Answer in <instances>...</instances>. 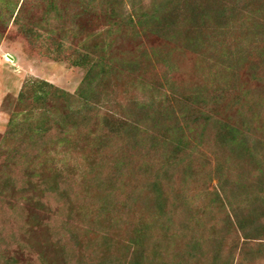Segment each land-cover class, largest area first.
I'll list each match as a JSON object with an SVG mask.
<instances>
[{
	"label": "rangeland",
	"instance_id": "374dc122",
	"mask_svg": "<svg viewBox=\"0 0 264 264\" xmlns=\"http://www.w3.org/2000/svg\"><path fill=\"white\" fill-rule=\"evenodd\" d=\"M211 2L236 7L218 32L213 13L200 23L189 10ZM104 8L119 17L92 14ZM171 9L181 12L175 36L150 33L148 16ZM263 18L262 0H0V264H264V233L249 244L233 230L217 261L206 243L226 214L213 200L216 177H233L231 188L245 172L236 193L252 201L255 170H264V48L249 34L258 22L264 35ZM33 81L50 87H41L44 104L32 98ZM64 102L84 108L79 122H58ZM139 104L148 123L157 111L179 120L191 153L178 166L162 158L172 148H150L148 124L132 140L103 143V124ZM194 111L239 132L244 160L219 166L229 148L188 122ZM186 168L196 183L178 177ZM208 174L216 177L205 185Z\"/></svg>",
	"mask_w": 264,
	"mask_h": 264
},
{
	"label": "trees",
	"instance_id": "16d2710c",
	"mask_svg": "<svg viewBox=\"0 0 264 264\" xmlns=\"http://www.w3.org/2000/svg\"><path fill=\"white\" fill-rule=\"evenodd\" d=\"M261 1V0H257ZM105 1H103L104 3ZM262 3L264 4V0H262ZM231 7V6H230ZM226 7V8H217L213 2L209 5H202L200 8L199 6H193L190 7L189 10L192 11L193 16L197 15L198 20L200 23H205L208 22L210 23L211 21L208 18V13H213L214 14V21L215 28L217 30H222L224 29V26L230 22V19L232 18V13L235 12V6L232 8ZM188 10V11H189ZM194 10L196 12H194ZM235 10V11H234ZM109 12V13H107ZM97 14H92L98 18V20H114L115 18L119 17L117 13H114V10H108L105 9L100 11L98 10L96 12ZM179 12L176 9H171L168 12H156L154 15L148 16L147 20L148 22L154 21L156 24L153 26L152 25V30L150 29V33L156 35L159 38L168 40L169 37H174L175 34H173V30L175 28V20L178 22L180 21L176 16H179ZM144 19V18H143ZM204 19V21H203ZM264 19V18H263ZM209 20V21H208ZM213 21V22H214ZM258 23V22H257ZM257 23L253 22L252 28L250 30V36L253 37V45L256 46L257 48H264V35L261 34V32H257L255 29L257 27ZM243 26V24L239 25ZM245 28V26H243ZM172 33V34H171ZM240 36L241 39H243L244 35H248L247 29H241L240 30ZM170 36H166L169 35ZM173 35V36H172ZM255 43V44H254ZM263 45V47H262ZM95 66L98 68L102 67L105 69V66L102 63H93ZM76 66L80 64H75ZM130 65V64H129ZM135 65V64H134ZM103 69V71H104ZM134 70H132L133 72ZM32 85H36L34 87L33 93H32V98L36 99L37 103H42L44 104L46 101L45 96L47 93H41V87H49L47 83L45 82H39V81H33ZM50 88V87H49ZM38 93H40V96H38ZM29 94V91L27 92V95L25 96L24 92H21L18 97V102L23 103L25 100H27V96ZM60 98L62 101L64 100L65 95L63 93H60ZM90 98H88L89 100ZM91 100V99H90ZM146 105L139 104L137 106L136 112L133 114H129L127 112L126 115H130V118H123L119 120H113L111 125L108 123L103 124V130L104 133L102 135L103 138V143L109 144L111 141L114 139H124V140H132L136 134L139 135V132L144 133V127L145 124H148L150 133H148L147 137L148 140L147 142L149 143L150 148L155 147V146H167L172 148L173 151H168L167 153H164L162 155V158L166 159V164L173 166H178L181 161L182 157L189 155L185 154V150H189L187 148V138L181 131V125H179V120L177 121H170L169 113H165L162 115V112L157 111V118L151 120V123H148V110ZM191 110V109H190ZM193 110V109H192ZM56 112L59 111V121L61 124H65L66 121H72V118H75L78 122L80 121L81 118H83L84 115V108L82 107L81 109H78L77 107L74 109H70V105L67 104L65 105V102L62 103V109H57L55 110ZM210 112V111H209ZM181 115H185L183 112L180 113ZM179 116V114H178ZM141 117V118H140ZM198 117H201L202 120L201 122L199 121H193L192 119L195 118L197 119ZM188 118V116H187ZM186 118V119H187ZM154 121V123H152ZM189 123L196 127H203L205 129H211L213 131V140H214V146L215 148H229L225 153L227 156L224 155L222 156H217L215 157V160L218 161L220 158V164L219 166L227 165L231 160L230 158H233L235 160H238L239 162L245 157V153L247 152L246 148V142L241 140L242 137L238 135V138L235 139L236 135L239 133H235L234 131L232 132V129L228 128V126L220 121V120H213L210 119L208 115H204L199 112H190V119L188 120ZM77 123V122H76ZM43 124V123H42ZM67 125V123H66ZM75 126H82L80 124H76ZM184 131V130H183ZM8 135L12 133L10 129L7 130L6 132ZM6 134V135H7ZM236 134V135H235ZM140 136V135H139ZM140 138V137H139ZM41 140L40 136H33L31 139L32 141L34 140ZM254 140V139H253ZM146 142L144 138L140 140L139 145ZM217 148V149H218ZM179 152H183V154H180ZM189 153H191V150H189ZM254 154V152L251 153V155ZM249 155V154H248ZM163 159V160H165ZM191 161V160H190ZM176 162V163H175ZM193 170H190L189 168L184 169L183 171H179L178 177L181 175H186L190 177L193 180V183H196V174L192 172ZM256 172V179L261 180L258 183L256 182L254 185L255 191V196L252 199V201H249L247 198L243 199V197H247L244 194L236 193L239 187V184L241 185L244 181V176L246 175L245 172H238L236 175L237 177L235 178V181L232 184L231 188H228L230 180H233V177L230 176V178L225 179L222 176H212L208 174L206 183H209L214 179L215 177L218 179L220 182L219 188L217 191L214 193V201L217 204V209L219 212H224L226 211V214L223 221L222 225L220 224L219 226L214 225L211 230L210 234L212 236L211 239H208L206 243L210 245V252L213 255V260L217 261L220 260V255L222 253V247H223V238L227 235H230L233 230L239 232L243 236L244 241L246 243H252L255 240H258L259 237L262 238V233H264V170H255ZM231 175V174H230ZM214 177V178H213ZM49 191V189L47 190ZM50 191H54L51 189ZM251 197V195H249ZM262 196V198H261ZM242 198V199H239ZM239 199L238 203H235L234 200ZM64 203V200H63ZM187 224H185L186 226ZM184 225H181V227H185ZM186 228V227H185ZM211 244L213 245L214 250L211 247ZM251 246V245H250ZM198 250V245L195 242V240L191 237V240L186 243L185 245V252L186 254H190L189 256L193 253L197 254ZM193 252V253H192ZM252 254V253H251ZM200 255V252H199ZM194 260H197L195 257Z\"/></svg>",
	"mask_w": 264,
	"mask_h": 264
}]
</instances>
